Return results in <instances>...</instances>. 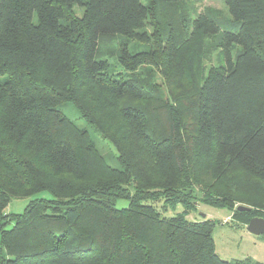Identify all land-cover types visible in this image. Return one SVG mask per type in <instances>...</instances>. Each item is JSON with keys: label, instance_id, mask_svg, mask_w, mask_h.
<instances>
[{"label": "trees", "instance_id": "trees-1", "mask_svg": "<svg viewBox=\"0 0 264 264\" xmlns=\"http://www.w3.org/2000/svg\"><path fill=\"white\" fill-rule=\"evenodd\" d=\"M221 1L0 0V264H262L187 219H264V0Z\"/></svg>", "mask_w": 264, "mask_h": 264}, {"label": "rangeland", "instance_id": "rangeland-1", "mask_svg": "<svg viewBox=\"0 0 264 264\" xmlns=\"http://www.w3.org/2000/svg\"><path fill=\"white\" fill-rule=\"evenodd\" d=\"M202 7L221 9L224 8V5L221 0H203ZM77 15L81 16L79 8H77ZM131 50H147V47L133 48L132 46ZM109 61L112 65L113 74L124 73L119 65L113 62V59H109ZM207 66L209 68L211 64ZM157 80H159V76H157ZM60 110L65 116L75 122L79 128L89 132L96 147L110 166L119 168L118 154L112 144L104 140L81 118L79 111L72 103L67 102L63 104ZM36 199H52V196L47 192H42L26 199H13L7 208V214H22L30 202ZM128 205V201L125 200H120L116 203L118 209L127 208ZM162 205L163 202L156 204L159 208ZM183 211V206L178 205L175 209L168 210L165 215L171 218L183 213ZM187 219L192 222L203 221L205 219L216 222L217 225L213 231V238L216 253L222 260L235 263L250 259L264 264V236L250 233L243 218L234 219L232 213L227 209L199 204L195 211L189 213ZM11 227L12 225H9L7 228L10 229Z\"/></svg>", "mask_w": 264, "mask_h": 264}, {"label": "water", "instance_id": "water-1", "mask_svg": "<svg viewBox=\"0 0 264 264\" xmlns=\"http://www.w3.org/2000/svg\"><path fill=\"white\" fill-rule=\"evenodd\" d=\"M237 210L239 212H250L251 208L245 207V206H239L237 208ZM247 229L250 233L260 236L263 235L264 236V219L263 218H259V217H255L252 218L249 222V224L247 225Z\"/></svg>", "mask_w": 264, "mask_h": 264}]
</instances>
